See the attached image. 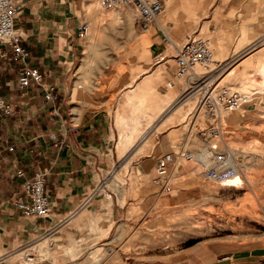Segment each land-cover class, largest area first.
Listing matches in <instances>:
<instances>
[{
  "label": "rangeland",
  "instance_id": "rangeland-1",
  "mask_svg": "<svg viewBox=\"0 0 264 264\" xmlns=\"http://www.w3.org/2000/svg\"><path fill=\"white\" fill-rule=\"evenodd\" d=\"M88 1L68 2L69 15L77 24L89 26L73 67L75 84L70 100L81 109L108 115L119 133L123 130L120 143L126 140L129 144L103 182L107 187L115 180L125 184L126 178L119 172L129 174L135 160L150 154L180 155L204 146L197 133L208 122L205 112L199 111L198 98L181 97L185 80L176 82L173 90L166 87L171 79L170 64L157 62L156 46H165L161 44L160 25L178 46L194 32L211 38L215 60H229L220 84L236 86L245 70L239 63L252 53H244L248 42L264 31V0H165L159 24L151 27V32L143 28L131 6L116 8L121 13L118 20H114V9L99 8L97 13L106 19L93 21ZM129 14L132 31L127 23ZM93 34L94 50L90 42ZM165 49L175 54V50ZM86 62L84 77L80 66ZM232 71L235 73L229 75ZM253 72L254 66L246 69L247 75ZM180 106L185 108L176 110ZM174 112L176 116L165 122ZM231 114L235 117L225 120ZM223 117L227 141L250 167L244 172L253 178L251 185L245 177L243 188L223 187L207 180L201 168L180 156L168 178L171 193L154 187L156 172L138 178L152 188L148 195L129 192L128 221L110 222L108 211L95 214L81 235L47 236L23 246L2 264H194L189 254L191 241L203 242L201 245L229 241L249 247L256 252L242 264H264V95ZM168 135L175 138L170 146L165 143ZM127 162L129 168L125 170ZM154 192L162 195L154 205L149 202V210L143 209V200Z\"/></svg>",
  "mask_w": 264,
  "mask_h": 264
},
{
  "label": "crops",
  "instance_id": "crops-1",
  "mask_svg": "<svg viewBox=\"0 0 264 264\" xmlns=\"http://www.w3.org/2000/svg\"><path fill=\"white\" fill-rule=\"evenodd\" d=\"M21 2L24 8L17 32L31 53L29 64L40 68L46 84L55 88L58 100H47L36 85L26 92L19 90L17 73L21 64L13 62L7 70L1 66L4 60H0V98L12 102L15 109L12 117L0 119V264L23 246L47 236L81 235V229L95 214L108 211L110 222L128 221L132 202L129 192L148 195L152 187L138 182V178L155 173L161 156L150 154L135 160L129 174L119 172L125 176V184L115 180L107 187L103 185L129 144L126 140L120 143L123 130L119 133L108 115L81 109L70 100L75 84L73 67L82 43L78 38L80 24L69 15V0ZM164 47L157 45V52ZM168 63V75L172 77L170 61L162 65ZM174 116L176 112L165 122ZM165 143L171 144L169 140ZM179 161L180 156L171 175ZM42 169L49 172L51 212L45 219H32L15 203L24 196L25 180ZM154 185L158 187L155 180ZM160 195L154 192L144 199L142 208L149 210V202L154 205ZM202 243L189 246L194 264H242L256 252L229 241Z\"/></svg>",
  "mask_w": 264,
  "mask_h": 264
},
{
  "label": "built area",
  "instance_id": "built-area-1",
  "mask_svg": "<svg viewBox=\"0 0 264 264\" xmlns=\"http://www.w3.org/2000/svg\"><path fill=\"white\" fill-rule=\"evenodd\" d=\"M100 5L103 10L122 6L135 8L143 28L147 30L159 24L160 16L166 6L165 0H100ZM23 8L21 0H0V60H4L1 66L8 70L13 62L20 63L21 67L17 73L19 90L26 92L36 85L45 92L47 100H58V95L54 93L55 88L46 84L40 68L29 64L31 53L24 46V40L17 32V24ZM160 31L161 44L165 45V48L175 50V54L171 55L166 52L167 49L158 53V63L173 62L172 77L167 82V89L172 90L176 87V82L185 80L186 87L181 97H197L199 111L205 112L208 123L204 130L197 133L204 142L202 149L193 152L183 151L180 155L168 153L158 158L155 167L157 186L161 191L171 193L172 186L168 178L171 177V168L177 163L178 156L200 167L204 177L211 182L225 185L237 178L244 180V175L236 166L235 150L226 139L223 116L250 105V97L231 85H219L229 60H215L214 43L211 38L194 32L188 34L185 42L178 46L162 25ZM88 32V24H80L79 40H86ZM14 110L12 102L0 98V119L12 117ZM52 138L55 140L57 136L54 134ZM48 174L46 169L37 170L32 177L25 180L24 196L15 204L28 218L45 219L50 215ZM19 175L23 176L24 173L20 171ZM235 187L237 188L236 184Z\"/></svg>",
  "mask_w": 264,
  "mask_h": 264
},
{
  "label": "bare ground",
  "instance_id": "bare-ground-1",
  "mask_svg": "<svg viewBox=\"0 0 264 264\" xmlns=\"http://www.w3.org/2000/svg\"><path fill=\"white\" fill-rule=\"evenodd\" d=\"M87 8L90 10V13L93 12V14H91V19L93 21H96V20H100V21H103L104 18L102 17V14H98V9L101 8V5H100V0H90L88 1V3L86 4ZM99 6V7H98ZM102 9V8H101ZM116 9H114L112 12H115L113 14H115L114 16V20H118L120 18V14L117 13L115 11ZM119 11V10H118ZM98 12V13H97ZM131 14H129V16L127 15V23L128 25L130 26V30H134V26H133V22H132V19H131ZM126 18V16H125ZM133 18V17H132ZM106 19V18H105ZM113 21V20H112ZM96 24V22H95ZM94 26V25H93ZM95 30H96V26L95 28L93 29L94 33H95ZM151 30V28H150ZM149 30V31H150ZM175 31V30H174ZM151 32V31H150ZM204 34V33H202ZM258 35H256L255 37H252L250 39V41L248 42V48L245 49V52L244 53H251V55L249 57H246V59H244L243 61H241L239 63V66L242 67V68H245V70L240 73V76L238 78V84H239V87L238 84L235 86V85H231L232 87L238 89L240 92H242L243 94L247 95L250 97L251 99V102L256 98V96H263L264 95V31H260L257 33ZM201 35V34H200ZM173 39V38H172ZM174 40V39H173ZM90 42H91V49L94 50L95 49V45H94V34L91 35L90 37ZM175 42V40H174ZM137 46V45H135ZM237 51V50H235ZM218 55H221L220 53ZM88 66V63H83L81 66H80V70L81 72L83 73V76L85 77L86 76V68ZM250 66H254V72L251 73L250 75H247L246 74V69ZM234 71H232L231 73H229V75H232L234 74L233 73ZM223 77V76H222ZM221 83V82H220ZM219 83V85H221ZM230 85V84H228ZM190 97V96H189ZM190 98H196L195 96H192ZM189 98V99H190ZM188 99V98H186ZM188 99V100H189ZM191 100V99H190ZM187 102V101H186ZM190 102V101H189ZM245 108V107H244ZM180 107H177L176 110H179ZM243 110V108H242ZM178 112V111H177ZM225 116V114H224ZM235 117V115H228L225 117V120H228V118L230 117ZM224 118V117H223ZM225 122V121H224ZM226 124V123H225ZM173 132V131H172ZM177 132V131H175ZM179 132V130H178ZM173 135V134H172ZM178 135V133L174 136L176 138V136ZM169 136V135H168ZM173 138V136H169L167 137V140L170 141V143H172V141L175 139ZM166 142V141H165ZM175 143V141H174ZM173 143V144H174ZM195 144V143H194ZM178 145V144H177ZM176 145V146H177ZM179 146V145H178ZM197 146V145H195ZM199 146V145H198ZM201 148H198L197 150H200L203 148V146H199ZM162 149V148H161ZM177 150V149H176ZM181 150V149H178V151ZM196 150V151H197ZM185 151V150H184ZM187 151V150H186ZM192 152V151H191ZM163 155V154H162ZM235 155H236V166L239 167V170L241 172L242 175H244V180H245V177H246V181L251 185L253 183V178L251 176H248L245 174L244 172V169H247V168H250L249 165H247L246 163H244V161L241 159L242 155L235 150ZM128 167H129V164L128 162L125 163V165L123 166V169L125 170H128ZM200 168V167H199ZM124 170V171H125ZM243 179L241 178H237L235 180H233L230 184H225L223 185V187H232V188H236L235 187V184L237 185V188H243V185L245 184ZM240 181H242V183L240 184ZM48 241V240H46ZM45 241V242H46ZM44 242V243H45ZM252 242V241H251ZM257 242V241H256ZM254 243V241H253ZM45 246H43L42 248H44Z\"/></svg>",
  "mask_w": 264,
  "mask_h": 264
},
{
  "label": "trees",
  "instance_id": "trees-1",
  "mask_svg": "<svg viewBox=\"0 0 264 264\" xmlns=\"http://www.w3.org/2000/svg\"><path fill=\"white\" fill-rule=\"evenodd\" d=\"M194 244V242L193 241H191V242H189V244L188 245H193Z\"/></svg>",
  "mask_w": 264,
  "mask_h": 264
}]
</instances>
